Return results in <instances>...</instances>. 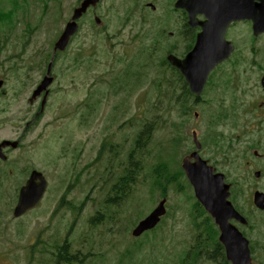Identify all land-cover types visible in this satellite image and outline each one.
Here are the masks:
<instances>
[{"label":"rangeland","instance_id":"rangeland-1","mask_svg":"<svg viewBox=\"0 0 264 264\" xmlns=\"http://www.w3.org/2000/svg\"><path fill=\"white\" fill-rule=\"evenodd\" d=\"M169 1L157 0L160 11L153 13L151 18L158 22L166 21L164 15L170 9ZM78 2L0 0V80L4 79L2 90L7 92V96H11L13 89L11 74L27 72L23 67L26 62L36 63L38 58L44 57L48 60V52L51 54L53 43ZM144 2L102 0L97 8L102 25L97 26L90 19L84 21L80 36L73 40V48L64 54L65 63L77 62L76 72L82 75L72 80L71 75L62 76L60 73L62 86L52 83L55 90L61 91L55 95V101L70 105L75 103L83 111L81 116H78V109L77 116L76 113H68L75 116L77 123L68 120V124L57 127L53 125L56 120L54 113L49 110L36 126L31 127L27 141L35 139L40 124H47L45 148L43 145L41 150L32 148L27 154L32 158L30 167L38 168L46 175L51 192H47L48 197L46 195L43 205L20 219L12 215L17 193L13 200L9 194L0 197V264H54L57 256L54 252L61 245H66L68 252L77 254L75 264H174L171 262L173 256L188 252L196 233L206 235V231H213L211 225H205V217L197 214L199 208L195 206L192 192L180 177L177 183L172 182L167 188V213L160 226L137 239L131 234L139 219L148 215L162 198V191L157 185L162 164L166 162L172 172L181 168L180 160L191 149L194 130L207 142L217 136L214 124L217 119L213 117L217 104L216 91L208 94L212 99L206 106L193 105V109L184 114L189 104L186 98L185 104L181 105L180 102L184 95L183 82L167 65H158L162 64L166 55L164 42L158 43L155 49L157 59L152 66L146 61L142 65L140 58L136 60L137 51L134 48L139 45V40H132L128 44L131 55L123 54L122 44L107 46L113 39L114 42L120 40L122 36L117 35L122 34L123 30H132ZM144 8L145 13L151 14L149 7ZM12 14L20 18L16 29L11 28L13 18L8 15ZM146 27L151 29L150 24ZM106 30L111 37L105 35ZM230 38H234L239 46L248 48L252 44L247 24L236 25ZM254 46L255 57H263L264 51L258 48L264 46V39ZM183 47L181 45L179 50H183ZM242 54L247 55L245 51ZM12 61L22 66L16 70L15 64H10ZM114 65L116 68L112 71ZM140 66L142 70L138 78L133 77L130 84L126 83L130 78L124 84L120 82L123 77L120 72L126 68L138 74ZM246 66L247 63L241 64L239 69ZM56 68L59 71L61 65ZM87 73L90 91L83 86L86 82L83 75ZM244 82L243 92L237 96L233 106L228 102L222 103L220 87L218 89V111L220 105L226 106L224 110L228 113L234 109V113L218 127V132L224 133L222 136L225 140L233 138L236 129L232 123L242 104L251 102V93L247 91L248 81ZM16 83L22 84L23 81ZM23 90L20 86L13 95H22ZM252 93H255L253 89ZM90 96L94 103L92 112H88L85 103ZM2 106L0 104V118L6 115L2 113ZM148 121L155 122V131L145 151V160L142 161L143 149L134 154V158L140 160L138 166L141 168L136 182L127 199L109 209L104 202L111 183L104 171L108 154L118 152L120 141L127 166L136 136ZM245 121L238 125L245 124ZM17 125L15 123L12 127L17 128ZM86 138L95 141L94 149L87 145ZM72 141L77 145L72 146ZM37 145L38 142L36 148ZM227 145L234 147L237 143L233 144L230 140ZM210 146L213 147L210 154L216 157L218 145L211 143ZM237 146L242 148V145ZM205 151L208 153L207 149ZM223 158L229 165L230 155H223ZM185 189L189 191L185 192ZM81 204V211L71 210ZM97 210L106 215L96 224H90L89 217ZM81 259L83 262H80Z\"/></svg>","mask_w":264,"mask_h":264},{"label":"flooded vegetation","instance_id":"flooded-vegetation-1","mask_svg":"<svg viewBox=\"0 0 264 264\" xmlns=\"http://www.w3.org/2000/svg\"><path fill=\"white\" fill-rule=\"evenodd\" d=\"M80 1L81 0H79L76 6H79ZM144 1V4L142 3L141 6L142 10H139L137 14L138 19L132 30H123L122 34L117 35L122 36L121 39L117 42H114L113 39L107 46L115 47V45L122 44L123 54L131 55L127 48L128 44L131 43L132 40H139V45L134 48L135 51H137V60L138 58H142L144 50L150 48L155 49L159 42H164L167 46L166 56L174 54L179 58H184L191 50L190 47H192L202 28L200 26H190L189 12L173 7L176 0H173L172 3L171 0L168 2L169 4L171 3V8L164 15V19L167 18V20L159 22L151 18L153 13H158L160 11L158 9L157 0H153L152 2H149V0ZM145 6L149 7L151 14L143 11ZM97 8L98 6L90 7L87 12L83 14L78 20L80 28L87 19L92 20L96 24V22H98L96 17H98L100 20L99 23L102 25L103 20L97 13ZM199 19L204 20V17L200 16ZM245 23L252 26L251 22ZM147 24H150L151 29L146 27ZM96 25L100 26L98 24ZM80 33L81 30L72 38L70 47H73V40L79 37ZM104 33L107 37H111L108 30L104 31ZM263 39L264 35L257 39H252V44L247 48V53L249 55L247 58L242 57L237 59L232 56L220 66L217 65L215 70L209 75L207 84L202 92V97L196 104L197 106H206L212 99L208 94H210L211 91H216L215 100L217 104L213 112V117H215V120L217 119V122H214L215 126L219 127L224 119L234 113V109L228 113L227 110H224L226 106L223 105H220V110L218 111L219 87L220 95L223 99L222 103L228 102L230 106H233L237 100V96L243 92L242 86L244 87L246 83L244 81H248L247 86L249 85V87L247 91L251 93V102H244L240 111L235 115L232 126L236 130L233 132V138L230 139L233 144L237 143V145H242V148H239L237 145L234 147L233 145L228 146L227 142L230 140H225L222 136L223 134L218 132L217 129V156L212 157L210 148L213 147H208V145H211L210 142L200 137V133L197 132L198 138L202 144L201 148L198 150L199 155L202 159L208 161L210 165L214 166L216 172L224 174V181L229 186V199L235 209L244 217L239 219L232 218L230 220L232 225L242 233L249 243L250 260L249 262L246 260L244 264H264V209L254 203L257 194L261 195L259 201H264V85L262 84L264 82V56H259V58L255 57L256 50L254 46L255 43ZM232 41L234 44L236 43L235 47L236 45L239 47L236 41ZM181 45L184 46L183 50H179ZM258 50L264 51V46H260ZM57 58L54 60L52 68V75L54 76L53 82L56 83V85L62 86L59 80L60 73L62 76L67 75L69 77L71 75L72 80L73 78L76 80L77 75H79L80 78L82 73L76 72L78 70L76 65L78 64L77 62L65 63L62 62L64 59L63 57L58 56ZM156 59L157 58H155V60ZM49 61L50 59L46 61L44 57L41 59L38 58L36 63L26 62L23 67L27 72L10 75V79L13 81L11 96H7V92H0V104H3L2 113L6 114L5 117L0 118V197L9 194L13 200L16 192L18 201L20 188L25 184L32 170L38 169L30 167V160L32 158L27 152L32 148L41 150L42 145L45 148L47 124L44 123L42 126L40 124V128L37 130L38 135L35 139L27 141L26 138L31 133V127L36 126L49 110H52L51 112L54 113V118L56 120L53 125L57 127L68 124V120L77 123L75 116L68 113H76L77 116L78 109V116H81V112L83 111V109H80V106H77L75 103L72 105L63 102L57 103L55 101V95L61 93V91L59 89L55 90L52 87L53 82L51 86H49V92L46 97L45 92H43L37 96L35 100L30 102V98L47 73ZM239 63H247V66L239 69ZM10 64H15L16 70H18V67L22 66L15 61L10 62ZM59 64L61 68L57 71L56 66ZM130 65H133V62H130ZM169 65L170 69L174 73H177L176 68L171 64ZM115 68L116 66L114 65L112 71H114ZM256 69H259L258 73ZM141 70L142 68L140 66V72L137 74V71L132 72L130 69L125 68L120 72L123 75L124 83L127 78L131 80L133 77L138 78V75L141 74ZM68 71L74 72L70 73ZM245 75L247 76L246 78ZM25 78L30 80H24ZM83 78L86 79L83 86L85 85L84 87L86 90L90 91L87 87L89 73L84 74ZM131 80L126 81L131 83ZM16 81H23V83L19 84L16 83ZM20 86L24 88L23 93L21 96L15 97L13 94ZM183 89V92L187 94L189 86L183 83ZM252 89L255 93H252ZM85 103L88 112H92L94 103L91 96ZM19 113H24V115H20ZM244 120H246L245 124L238 125ZM15 123H18L16 126L17 128L12 127L15 126ZM92 131L94 134L93 127ZM140 133L141 131L137 134L135 143L138 142ZM87 136L88 135H86V137ZM36 142H38L37 148ZM86 142L87 145H91V149H94V140L90 141L86 138ZM74 144L77 145V142L72 141V146ZM118 146L119 149L117 153L108 154L106 166L104 168L109 178L111 177L113 179L116 174L119 175V184L116 185L113 183V186L109 190L113 192V196L111 197H115L116 194L115 200L121 199L125 191V184H123V182L121 183L120 180L121 174L124 172V169H126L124 153L121 150L120 141ZM206 149L209 154L205 151ZM196 150L197 146L192 142L191 149L189 152L187 151L188 153L185 155H189ZM223 154L230 155L229 165H226ZM71 158H74V156H71ZM192 160H194V158H192ZM180 165H182V159L180 160ZM38 171L41 170L38 169ZM231 232L233 234L235 233L234 230H231ZM221 233L222 230L220 226L216 224L214 241H212L213 234L203 235V233H196L194 243L189 251L184 255L173 256L171 259L173 261L171 262L174 264H232L227 258L226 247L220 240ZM55 254L57 255L58 252Z\"/></svg>","mask_w":264,"mask_h":264},{"label":"water","instance_id":"water-1","mask_svg":"<svg viewBox=\"0 0 264 264\" xmlns=\"http://www.w3.org/2000/svg\"><path fill=\"white\" fill-rule=\"evenodd\" d=\"M100 0H83L79 7L73 11L71 20L67 23L62 35L54 46V53L66 49L70 37L78 30L79 19L88 7L95 6ZM176 8L186 9L190 14L192 26L201 24L203 31L198 35L197 42L192 51L185 58L168 55V61L176 67L190 86L192 93L199 96L207 82L209 73L225 59L229 58L233 49L230 41L226 40V30L232 21L250 19L254 24V34L258 36L264 32V0H177ZM204 14L206 21L198 23L196 17ZM100 22L99 19H97ZM53 81V77L46 76L36 90L41 93ZM2 82L0 81V87ZM197 147L201 145L196 139ZM195 158V162H192ZM190 183L194 188L198 201L214 217L216 223L222 226L221 240L227 249L228 259L233 264H244L250 260L248 241L229 222L231 217H239L229 197V186L224 182V176L215 173V168L202 160L198 152L185 156L182 165ZM39 179V181H38ZM46 180L43 175L34 171L31 178L21 190L19 203L15 208L16 217L27 210L36 207L43 197L46 189ZM260 194L255 196V203L264 209V201L260 202ZM166 199H163L144 220L140 221L133 230L134 236L154 228L166 213ZM229 232V233H227Z\"/></svg>","mask_w":264,"mask_h":264},{"label":"trees","instance_id":"trees-1","mask_svg":"<svg viewBox=\"0 0 264 264\" xmlns=\"http://www.w3.org/2000/svg\"><path fill=\"white\" fill-rule=\"evenodd\" d=\"M166 44V43H165ZM165 50V51H164ZM145 51V53H143V56H142V61H143V63H142V65L144 64V61H146V62H148L151 66L152 65H154L155 64V58H157V56H156V54H155V49H153L152 51H149V49H147V50H144ZM163 51H164V53L165 52H167V46H166V49H163ZM166 56V55H165ZM165 56H163V59H162V64L161 63H159L158 65L159 66H165V65H167L169 68H170V65L168 64V62H167V60H166V57ZM160 60H161V58H160ZM175 75H176V77H177V79H178V76H179V78L180 79H182V81H183V78L181 77V75L179 74V73H174ZM148 75V74H147ZM129 80H131V79H129ZM126 83H130L129 81H126ZM124 84V83H123ZM188 92V91H187ZM190 94L191 93H189V96H190ZM185 95V96H184ZM184 95H183V98L180 100V102H181V105L182 104H185V102H184V98H186V99H188V94H186L185 92H184ZM191 99H193V95L191 94V96H190V101H191ZM177 102H178V99H177ZM189 107V106H188ZM188 107L186 108V110L188 109ZM191 107H193V104H191ZM186 112V111H185ZM154 131H155V122L154 121H148V122H146L144 125H143V131H142V135H141V137L139 138V140H138V145H137V147L134 149V150H136V153L140 150V149H143V153H142V161H144L145 160V151L147 152V149H148V146H149V144H150V142H151V139H152V137H153V133H154ZM129 156H133V158H131V157H129V161L131 162V164H132V168H127V177H126V185H127V188H126V192L127 193H129V190H130V188H131V186H132V184H133V182H134V175H135V173L137 172V175L139 174V172H140V170H141V168L138 166V162L140 161V160H137V166H136V159L134 158V154L132 155V154H130ZM162 174H161V170H159V177H158V179H159V181H160V184L162 185V187L163 186H165V189H163L162 190V192L163 193H165L166 192V186H168L171 182H172V180H171V177H169L170 178V182H166V184L165 185H163V180H162V177H166V175H164V176H161ZM175 175V178H174V180H173V182H178V180H179V178H178V176L176 175V174H174ZM182 176H183V174H182ZM198 205V204H197ZM199 206V205H198ZM198 216V215H197ZM199 216L200 217H209L205 212H204V210L203 209H201V211H200V214H199ZM206 226H209L210 225V223H206L205 224ZM214 233V232H213ZM56 252H58V254H57V256H56V258H57V264H60V263H63V264H67V263H69L71 260L69 259V255H70V252H68L67 251V248H66V245H63L62 247L61 246H57V248H56V251L54 252V253H56Z\"/></svg>","mask_w":264,"mask_h":264},{"label":"bare ground","instance_id":"bare-ground-1","mask_svg":"<svg viewBox=\"0 0 264 264\" xmlns=\"http://www.w3.org/2000/svg\"><path fill=\"white\" fill-rule=\"evenodd\" d=\"M79 23V22H78Z\"/></svg>","mask_w":264,"mask_h":264}]
</instances>
